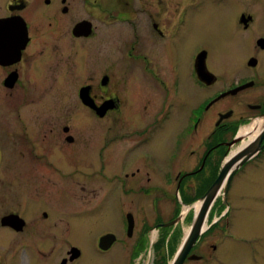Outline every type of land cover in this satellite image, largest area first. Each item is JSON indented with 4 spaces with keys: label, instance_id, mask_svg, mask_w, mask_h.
<instances>
[{
    "label": "flooded vegetation",
    "instance_id": "obj_1",
    "mask_svg": "<svg viewBox=\"0 0 264 264\" xmlns=\"http://www.w3.org/2000/svg\"><path fill=\"white\" fill-rule=\"evenodd\" d=\"M81 1L0 0V264H17L20 255V264L25 258L32 264H105L114 248H126V264H137L150 228L135 236L132 214L129 235L130 213L121 232L84 235L77 214L68 220L51 218L40 209L39 198L57 188L66 178L63 169L71 168L70 188L80 186L76 176L85 172L86 178H100L107 186L111 176L114 188L127 186L130 192L168 194L173 189L183 193L182 204L190 205L215 180L238 130L264 116V10L257 6L262 0H225L229 23L221 42L230 49L227 63H213L212 47L193 42L199 49L194 48L191 65L181 54L189 44L183 25L192 8L184 0H136L137 10L129 12L111 10L121 0L110 6L103 0L97 6L98 0ZM206 1L222 3L186 4ZM116 23L133 27L127 40L133 42L123 35L126 44L118 47L116 34L108 31ZM136 45L140 48L132 60L141 63L145 74L123 75V59L105 65L104 48L122 53L124 47L136 51ZM147 48L161 51L164 63L149 58ZM202 52L211 75L207 83L195 70ZM134 89L136 107H131L125 98ZM199 92L210 97L208 103L197 104ZM131 112H136L133 130L125 122ZM113 115H122V121ZM109 125L123 133L110 138ZM203 129L210 131L207 141ZM114 198L105 197L106 206ZM36 206L38 213L27 218ZM108 234L115 241L102 250L99 241Z\"/></svg>",
    "mask_w": 264,
    "mask_h": 264
},
{
    "label": "rangeland",
    "instance_id": "obj_2",
    "mask_svg": "<svg viewBox=\"0 0 264 264\" xmlns=\"http://www.w3.org/2000/svg\"><path fill=\"white\" fill-rule=\"evenodd\" d=\"M99 1L100 0H98L95 6L100 4ZM103 1L105 5L108 6H110L112 2V0ZM187 1L188 0H184L183 5L192 8L187 9L188 13L183 25L188 31L189 42L188 46L181 51L184 62L191 65L194 48L199 49L193 47L192 43L198 42L201 44L208 43L210 47H212L211 53L213 52V56L215 57L212 60L213 63H215L216 60L220 64L227 63L226 61L230 56V49L223 46V42H221L222 34L226 32V25L229 23L227 11L230 10V8L224 3L225 0H216L217 2H222L219 5L206 1L199 6L196 5L197 2L186 4ZM77 5L80 6V3H77ZM257 6L264 10V0L257 3ZM111 10L125 12L136 11V0H121L119 7H112ZM136 17H138V15H136ZM108 31L116 34L119 41L116 39L115 42H118V47H121V44L124 42L125 45V41L133 35L134 30L132 26L128 27L127 24L116 23L108 27ZM123 35L125 41H122ZM127 42L131 43L133 39ZM139 48L140 46L136 45V51H129L124 47L122 53L125 54V56H123L119 50L113 51V48H104L105 50L102 52V56L105 57V65L110 68L112 65L118 64V59L121 62V59H123V75L136 77V74H145V70L142 71L141 63L132 60V57L137 54ZM129 53L131 54L130 57ZM145 54L149 58L150 56H157L161 58L163 63L165 61L164 54L159 50L149 51V48H147ZM96 55L100 56L98 52ZM137 64H139V66H136ZM210 68L212 70L215 69L212 65H210ZM226 82L228 83V81L219 83L218 86H221L219 88H222V85ZM192 88L193 86L190 84L188 87L189 95L193 91ZM174 92L175 90H173V98L176 97ZM199 93L197 104L201 102L208 103L210 97L206 98L208 95H206L205 92ZM125 99L131 101V107H136V103H133L136 101V90L134 89V92H131V95L128 97L126 95ZM127 116L129 118H125V122L129 127L126 129H136V112H131ZM113 117L118 122H121L123 118L122 115H113ZM143 121L148 122L150 120L143 119ZM205 124L207 125L209 123ZM109 128L110 138L114 135L123 133L118 130L114 131V126L112 125H109ZM205 129L211 130V128ZM203 131L204 140L207 141L206 136L210 131L204 129ZM124 138H122L121 143L124 142ZM126 147L127 145H125V148ZM229 153L230 151L224 154L220 166ZM72 170L71 168L63 169V175L66 178L59 180V186L57 188L45 190L38 200V205L41 210H48L49 214L51 213V218H65L67 220L68 218H75L73 215L77 214L76 219L78 221H84L82 222L83 227H81V231L85 233L84 235L91 233L100 234L107 231L112 233L121 232L122 226L125 224V214L130 213L133 215L135 221V236L136 234L139 235V233L143 234V229L141 228L145 226L150 228L144 235V246L140 248L141 259L139 260L138 256L136 263H171L172 256L189 229L193 214L196 213L193 206L198 203L199 200L194 201L188 206H184L182 205L183 202L180 200V196L183 197V193H181L180 196L179 194L176 195L173 189L171 191L168 189V192L166 191L168 194H164L163 192L149 194H144V191L130 192L127 186L123 189L120 186L114 188L115 181L111 180V176L109 178L110 183L107 186L100 178H86L85 172H79L76 176L78 181H80L78 183L80 186L70 188L69 183H71L72 180ZM207 179L208 178L205 179V182H207ZM153 183H156V181ZM81 187H83V189H81ZM193 190L194 188H190L188 194L191 195ZM112 195L115 196L114 200L106 206L107 202L104 201V198H111ZM74 196L77 198L76 202L73 199ZM200 198L201 197H198L197 199ZM39 207L36 206V210H34L35 213L33 215L28 214L27 218H31L38 213ZM186 210H188L187 214L190 215L188 220L183 223L181 212L184 213ZM174 218L180 219L173 227L168 229L173 230V232L166 234L158 230V228H154L156 221L167 223L175 220ZM204 228L206 230L200 237L197 248L193 251V254L200 258V261H188L185 264H264V151L257 157L243 164L235 172L232 176L225 200L219 195L214 204V209L212 208L208 213ZM172 233L174 238L176 235L178 236L176 237L177 240L174 242L170 241V234ZM3 235H5V233H3ZM123 236L122 239L128 242L127 238H125V236H127L125 232H123ZM150 242L152 248L149 247ZM115 249L116 248H114L113 251L116 253L112 251L106 259L105 264H126V251L124 252L126 248H123L124 250H121V248ZM3 250L4 248L0 249L1 252H3ZM85 251L90 253V249H85ZM22 257L23 255L18 257L17 264H20ZM32 262L34 261L28 258L23 260V264H32ZM13 264H16V262Z\"/></svg>",
    "mask_w": 264,
    "mask_h": 264
},
{
    "label": "water",
    "instance_id": "obj_3",
    "mask_svg": "<svg viewBox=\"0 0 264 264\" xmlns=\"http://www.w3.org/2000/svg\"><path fill=\"white\" fill-rule=\"evenodd\" d=\"M204 57L205 53H200L195 62V70L201 80L209 81L210 74L207 72L205 64H204ZM256 120H258L256 122ZM252 124L251 132H247V134H242L238 136V134L234 137V139L227 144V150L229 151L234 145L240 144L243 140L248 138L254 130H258V134L255 138L248 142L245 146H243L239 152L234 154L233 156L227 158L221 164V168L219 174L207 189V191L202 195L199 199L200 206L197 213L193 215L191 225L187 234L184 236L182 242L180 243L177 251L175 252L172 261L170 264H184L186 259L188 260H198L200 259L196 255H189L191 249L195 246L198 239L206 230L204 228V224L207 220L208 213L212 204L214 203L215 199L218 197L220 192H222L223 199L225 200L227 196V192L230 186V182L232 176L235 172L246 162L257 156L264 148V143L262 141L264 139V116L256 119ZM187 206V205H186ZM183 216V213H181ZM127 222H128V235L130 234L132 227H133V219L132 215H127ZM180 218H177L169 223L157 225L155 228H166L171 227L179 221ZM4 224L5 221H3ZM115 241V237L112 234L105 235L101 237L99 241V248L102 250H107ZM189 255V256H188Z\"/></svg>",
    "mask_w": 264,
    "mask_h": 264
},
{
    "label": "bare ground",
    "instance_id": "obj_4",
    "mask_svg": "<svg viewBox=\"0 0 264 264\" xmlns=\"http://www.w3.org/2000/svg\"><path fill=\"white\" fill-rule=\"evenodd\" d=\"M199 55V54H198ZM198 75V74H197ZM258 120H256V122H257ZM252 124L251 125H249V126H247V127H242L241 129H240V131H239V135H242V134H247V132H251V131H253L252 130ZM258 134V130L256 129V130H254V132L251 134V136H249V138L246 140V141H242L239 145H237V146H235V147H232V149L230 150V153H229V155L227 156V158H229V157H231V156H233L234 154H236L237 152H239V150L243 147V146H245L248 142H250V141H252L254 138H255V136ZM199 206H200V202H198V203H196V204H194V206H193V208H194V210H195V212L197 213L198 212V210H199ZM186 209V208H185ZM175 219V218H174ZM170 229V228H169ZM171 232H173V230H166L165 231V233L166 234H169V233H171ZM187 232H188V230H187ZM186 232V233H187Z\"/></svg>",
    "mask_w": 264,
    "mask_h": 264
},
{
    "label": "trees",
    "instance_id": "obj_5",
    "mask_svg": "<svg viewBox=\"0 0 264 264\" xmlns=\"http://www.w3.org/2000/svg\"><path fill=\"white\" fill-rule=\"evenodd\" d=\"M206 190V189H205ZM200 195H202V194H200ZM166 230H168V229H164L162 232H165ZM176 237H178L177 235L175 236V238H174V236L173 237H171L170 238V241H172V242H174V241H176L177 239H176ZM174 238V239H173ZM171 242V243H172ZM158 245V244H157ZM156 246V245H155ZM160 246V245H159ZM155 248V247H154Z\"/></svg>",
    "mask_w": 264,
    "mask_h": 264
}]
</instances>
